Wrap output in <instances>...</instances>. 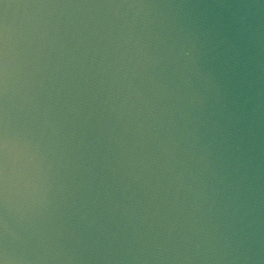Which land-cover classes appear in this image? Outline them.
Returning <instances> with one entry per match:
<instances>
[{"label":"clouds","instance_id":"obj_1","mask_svg":"<svg viewBox=\"0 0 264 264\" xmlns=\"http://www.w3.org/2000/svg\"><path fill=\"white\" fill-rule=\"evenodd\" d=\"M0 264H264V0H0Z\"/></svg>","mask_w":264,"mask_h":264}]
</instances>
